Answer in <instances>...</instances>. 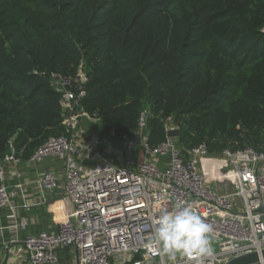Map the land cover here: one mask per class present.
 I'll return each instance as SVG.
<instances>
[{
    "label": "trees",
    "instance_id": "16d2710c",
    "mask_svg": "<svg viewBox=\"0 0 264 264\" xmlns=\"http://www.w3.org/2000/svg\"><path fill=\"white\" fill-rule=\"evenodd\" d=\"M263 27L264 0H0V161L66 133L51 74L76 93L80 68L104 134L137 137L146 110L151 148L169 118L185 157L264 150Z\"/></svg>",
    "mask_w": 264,
    "mask_h": 264
},
{
    "label": "built area",
    "instance_id": "2783aa9c",
    "mask_svg": "<svg viewBox=\"0 0 264 264\" xmlns=\"http://www.w3.org/2000/svg\"><path fill=\"white\" fill-rule=\"evenodd\" d=\"M51 77L62 92L66 133L47 138L28 162L36 164L48 156L61 159L62 178L48 171L37 183L45 189L60 187L62 200L71 207L57 231L26 235L23 248L30 264H57V251L63 247L76 250L77 264H171L149 237L158 208L171 209L177 202L192 205L212 226L217 245L210 255L199 260L179 258L178 264H223L234 256L264 248V210L258 211L260 206L264 209V150H225L222 155L232 183L218 191L200 168L201 159L208 155L204 143L191 148L188 157L169 137L149 147L146 110L139 115L137 137L124 134L116 138L113 129L90 135L83 127L97 120L78 107L84 95L81 68L76 93L66 88L68 78L58 74ZM172 128L177 127L166 119L165 132ZM116 140L119 148L114 146ZM85 160L94 163L89 165ZM21 161L13 149L0 161V209L12 210L15 192L6 184L7 166ZM10 218L7 229L15 233L22 224L14 212ZM17 241L15 236L10 240ZM254 264H264V260Z\"/></svg>",
    "mask_w": 264,
    "mask_h": 264
},
{
    "label": "crops",
    "instance_id": "0c3cea01",
    "mask_svg": "<svg viewBox=\"0 0 264 264\" xmlns=\"http://www.w3.org/2000/svg\"><path fill=\"white\" fill-rule=\"evenodd\" d=\"M85 123V122H84ZM87 124V123H86ZM96 125L87 124L83 127L90 135L99 132ZM96 129H93V126ZM119 148V142L114 143ZM52 172L58 179L63 175V164L60 158L48 156L36 164L21 161L7 166L6 184L14 190L12 198V210L0 209V264H30L27 253L23 248V240L28 234H36L40 231L54 232L65 218L66 211L71 207L70 203L61 198V188H41L37 180L45 172ZM12 212L15 219L22 225L17 232L7 229ZM17 242H10L12 237ZM57 264H77V253L72 247H63L57 251Z\"/></svg>",
    "mask_w": 264,
    "mask_h": 264
},
{
    "label": "clouds",
    "instance_id": "9594fccd",
    "mask_svg": "<svg viewBox=\"0 0 264 264\" xmlns=\"http://www.w3.org/2000/svg\"><path fill=\"white\" fill-rule=\"evenodd\" d=\"M153 234L149 241L159 245L171 264L179 258H200L213 252L212 226L190 204L177 202L171 209L159 207L153 220Z\"/></svg>",
    "mask_w": 264,
    "mask_h": 264
},
{
    "label": "rangeland",
    "instance_id": "374dc122",
    "mask_svg": "<svg viewBox=\"0 0 264 264\" xmlns=\"http://www.w3.org/2000/svg\"><path fill=\"white\" fill-rule=\"evenodd\" d=\"M92 128L96 129L95 126ZM201 160L200 168L204 172L206 181L211 184L214 189L220 191L224 185H229V183H232V180L227 175L228 166L222 153L219 155H212L208 153V155H206ZM216 249L217 245L214 241L213 250L215 251Z\"/></svg>",
    "mask_w": 264,
    "mask_h": 264
},
{
    "label": "water",
    "instance_id": "95a60500",
    "mask_svg": "<svg viewBox=\"0 0 264 264\" xmlns=\"http://www.w3.org/2000/svg\"><path fill=\"white\" fill-rule=\"evenodd\" d=\"M178 134V128H172L166 131V137L174 138ZM263 206H260L258 211L260 213L263 212ZM264 218V215H263ZM260 260H264V248H262L259 251H253L250 253H245L241 255L234 256L232 258H229L227 261H225L223 264H254L257 263Z\"/></svg>",
    "mask_w": 264,
    "mask_h": 264
}]
</instances>
